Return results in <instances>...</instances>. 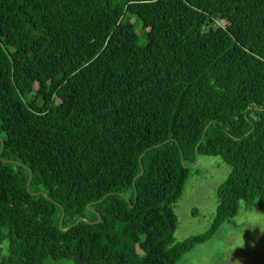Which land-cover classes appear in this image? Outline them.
<instances>
[{"label":"trees","instance_id":"16d2710c","mask_svg":"<svg viewBox=\"0 0 264 264\" xmlns=\"http://www.w3.org/2000/svg\"><path fill=\"white\" fill-rule=\"evenodd\" d=\"M198 154L230 170L177 241ZM240 200L264 209V0H0V264H177Z\"/></svg>","mask_w":264,"mask_h":264},{"label":"rangeland","instance_id":"374dc122","mask_svg":"<svg viewBox=\"0 0 264 264\" xmlns=\"http://www.w3.org/2000/svg\"><path fill=\"white\" fill-rule=\"evenodd\" d=\"M216 23L224 22L216 20ZM135 29L139 44H144L146 37L140 23ZM229 170V165L219 156L197 155L183 192L173 206L177 241L209 226L217 204L216 188ZM45 264L74 263L70 259H46ZM177 264H264V209L258 206L247 209L240 200L237 214L224 222L211 238L183 254Z\"/></svg>","mask_w":264,"mask_h":264},{"label":"water","instance_id":"95a60500","mask_svg":"<svg viewBox=\"0 0 264 264\" xmlns=\"http://www.w3.org/2000/svg\"><path fill=\"white\" fill-rule=\"evenodd\" d=\"M197 150V146L195 147V151ZM30 177L28 178V181H29ZM78 221V220H77Z\"/></svg>","mask_w":264,"mask_h":264}]
</instances>
